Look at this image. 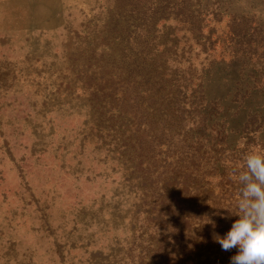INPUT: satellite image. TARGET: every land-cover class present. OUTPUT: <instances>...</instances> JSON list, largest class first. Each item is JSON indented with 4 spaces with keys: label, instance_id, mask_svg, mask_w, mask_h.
Listing matches in <instances>:
<instances>
[{
    "label": "rangeland",
    "instance_id": "rangeland-1",
    "mask_svg": "<svg viewBox=\"0 0 264 264\" xmlns=\"http://www.w3.org/2000/svg\"><path fill=\"white\" fill-rule=\"evenodd\" d=\"M253 149L264 0H0V264H230Z\"/></svg>",
    "mask_w": 264,
    "mask_h": 264
},
{
    "label": "clouds",
    "instance_id": "clouds-1",
    "mask_svg": "<svg viewBox=\"0 0 264 264\" xmlns=\"http://www.w3.org/2000/svg\"><path fill=\"white\" fill-rule=\"evenodd\" d=\"M233 176L241 185L236 201L238 219L215 240L224 251L237 249L230 264H264V153L255 149L245 153Z\"/></svg>",
    "mask_w": 264,
    "mask_h": 264
}]
</instances>
